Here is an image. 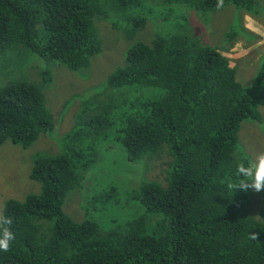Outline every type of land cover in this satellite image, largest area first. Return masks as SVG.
I'll use <instances>...</instances> for the list:
<instances>
[{"label":"trees","instance_id":"16d2710c","mask_svg":"<svg viewBox=\"0 0 264 264\" xmlns=\"http://www.w3.org/2000/svg\"><path fill=\"white\" fill-rule=\"evenodd\" d=\"M255 4L0 0V146L10 141L27 148L55 129L43 91L50 71L41 69L37 81L11 76L28 59L90 70L102 52L99 22L112 21L125 41L122 66L95 95L79 98L62 152L33 159L29 178L39 193L5 201L1 218L12 220L16 238L0 252V264H264V190L254 216L255 192L234 189L236 165L250 164L238 132L242 122L260 121L257 109L264 107V59L252 85L243 87L232 60L188 32L181 13L176 17L181 5L208 16L227 6L255 15ZM160 18L161 26L149 22ZM234 35L223 51L233 47ZM127 90L144 92L131 98ZM108 141L120 144L126 162L167 161L164 182L143 180L129 192L110 186L92 195L107 205L121 192L142 209L137 219L103 230L87 209L81 220L62 209L83 188L100 152L107 153Z\"/></svg>","mask_w":264,"mask_h":264},{"label":"rangeland","instance_id":"374dc122","mask_svg":"<svg viewBox=\"0 0 264 264\" xmlns=\"http://www.w3.org/2000/svg\"><path fill=\"white\" fill-rule=\"evenodd\" d=\"M254 10L256 11L254 18L250 17L251 14L245 15L246 13L232 6L220 8L208 16H201L181 5L176 17H180L179 13H181V20L184 17L187 18L182 20V23H185L183 25L188 32L199 36L212 47H217L221 54L230 58L237 69V82L243 87H249L264 59V0H256ZM247 18L254 20L252 22L256 25L259 35L252 43L248 42L246 35L242 32L244 30L242 25ZM149 22L157 26L164 24L161 18L155 22ZM251 26L254 25L251 23ZM97 29L102 40V52L92 59L90 70L70 72L58 63L31 58L27 60L22 72L14 71L11 75L27 76L31 81H37L40 79L41 69L50 71L53 79L43 91L46 105L54 115L55 129L51 133L40 134L38 139L27 148L12 144L10 141H5L0 146V218L5 201L9 198L23 201L26 196L39 193L38 183L29 178L36 154L53 155L62 152L61 137L75 122L79 98L95 95L106 76L122 66L124 59L122 41L125 42L122 32H118L113 27L112 21L99 22ZM146 33L152 37L151 24L147 26ZM233 34H235L236 47L227 52L223 51L227 47L229 36ZM247 38L253 39L251 35ZM3 80L5 81L6 77ZM262 91L264 92V87ZM142 92L144 91L127 90L123 94L125 97L134 98ZM257 110L261 120L242 122L238 132L239 145L241 141L243 149L250 156V163L255 161L257 155L264 153V107H259ZM102 148L104 150L108 148L107 153L102 154L99 149V161L83 181V188L66 199L62 210L75 220H81L87 209L88 218L95 220L103 230H106L123 226L126 222L137 219L142 209L139 208L138 203H129L121 192H119V199L115 196L107 205H103L102 200L93 198L94 194L97 192L96 195H99L102 189L110 186H126L129 192L132 186L138 185L143 180L164 182L167 158L160 162H153L152 165L150 162L132 164L126 162L125 153L120 144L108 141ZM124 189L119 188L121 191ZM262 194L263 190L255 192L251 198L249 211L254 216L258 214Z\"/></svg>","mask_w":264,"mask_h":264},{"label":"clouds","instance_id":"9594fccd","mask_svg":"<svg viewBox=\"0 0 264 264\" xmlns=\"http://www.w3.org/2000/svg\"><path fill=\"white\" fill-rule=\"evenodd\" d=\"M245 15L249 14L246 13ZM250 17L254 18L255 15H251ZM252 21L254 20H250L247 18V20H244V23L242 25L244 29L242 32L246 35L245 38L248 40L249 43H252L253 41L257 40L259 36L256 30L257 27ZM250 22L254 26H251ZM248 35H251L253 39L249 40L247 38ZM236 45L234 44L233 47L229 49H233L234 46L236 47ZM235 175L236 182L234 184V189L239 188L241 191L244 192L251 190L257 193L264 190V153L257 155L255 161L250 164L246 165L243 162L238 163L236 165ZM11 224V219L0 218V252H7L10 248V243L16 238L15 233L10 229V227H8ZM250 235L252 239H256L255 233H252Z\"/></svg>","mask_w":264,"mask_h":264},{"label":"flooded vegetation","instance_id":"af4514ba","mask_svg":"<svg viewBox=\"0 0 264 264\" xmlns=\"http://www.w3.org/2000/svg\"><path fill=\"white\" fill-rule=\"evenodd\" d=\"M62 124H63V122H62Z\"/></svg>","mask_w":264,"mask_h":264}]
</instances>
